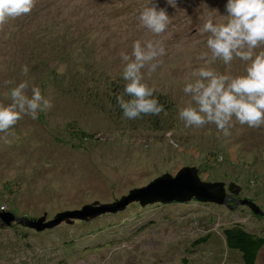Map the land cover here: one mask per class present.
I'll return each mask as SVG.
<instances>
[{"label":"rangeland","instance_id":"rangeland-1","mask_svg":"<svg viewBox=\"0 0 264 264\" xmlns=\"http://www.w3.org/2000/svg\"><path fill=\"white\" fill-rule=\"evenodd\" d=\"M48 1L56 4L50 12L57 9L53 17L59 25L46 17L48 10L19 32L23 16L0 25V104L11 103L10 90L22 81L29 83V95L31 86H38L53 104L36 120L25 115L7 134L0 133V264H244L241 253L227 246L223 228L240 222L264 235V126L233 120L224 137L213 124L185 127L179 118L190 102L183 87L205 64L197 57L208 52L203 21H222L227 0H176L175 7L152 0L170 17L158 36L139 20L150 0H36L35 5ZM44 23L60 44L73 40V28L86 36L49 57L48 47L35 50L31 44V33ZM136 40L142 46L158 40L165 48L150 78L142 69L143 82L156 90L153 96L164 111L130 120L117 102L125 84L120 54L130 55ZM43 42L59 45L48 37ZM262 50L264 45L255 51ZM37 51L47 59L43 72L36 67ZM210 67L238 76L245 74L246 62L234 58L225 65L218 59ZM185 167H195L204 181L224 182L233 200H251L260 211L235 201L126 199ZM232 183L240 193L229 190ZM5 212L44 222L74 213L37 230L17 220L3 225ZM256 264H264V246Z\"/></svg>","mask_w":264,"mask_h":264},{"label":"clouds","instance_id":"clouds-1","mask_svg":"<svg viewBox=\"0 0 264 264\" xmlns=\"http://www.w3.org/2000/svg\"><path fill=\"white\" fill-rule=\"evenodd\" d=\"M166 2L176 6V0ZM35 3L36 0H0V25L30 14ZM150 5L140 11L139 20L144 28L158 36L166 31L170 17L165 8L152 0ZM226 12L222 21L214 22L211 17L203 21L200 31L208 34V52H201L197 58L205 64L191 72L183 87L190 102L179 110L185 127L203 128L213 124L224 137L230 135L233 120L251 128L264 126V50L255 51L264 45V0H227ZM165 54L158 40H147L143 46L136 40L130 55L120 54L125 84L117 102L127 119H137L142 114L159 115L164 111L153 96L156 90L143 82L142 69H147L150 78L158 67V58ZM234 58L246 62L245 74L231 76L210 67L218 59L229 65ZM21 71L26 76L28 66H23ZM28 91L29 83L22 81L10 90L11 103L0 104V133L7 134L25 115L36 120L39 112L53 107L38 86H31V95Z\"/></svg>","mask_w":264,"mask_h":264},{"label":"water","instance_id":"water-1","mask_svg":"<svg viewBox=\"0 0 264 264\" xmlns=\"http://www.w3.org/2000/svg\"><path fill=\"white\" fill-rule=\"evenodd\" d=\"M139 200L142 204L155 202H171V201H188L193 198L203 202H215L218 204H228L229 201H235L237 204H247L255 213L259 212L256 204L248 199H234L227 193L224 182H211L201 179L198 170L195 167H185L181 169L175 176L166 174L153 180L147 186L133 190L131 196L126 198ZM126 201V200H125ZM128 203V202H127ZM105 205L103 207H106ZM79 212V211H78ZM74 212L60 213L56 219L44 222V218L38 220H30L17 217L11 213L5 212L1 214L3 225H9L12 220H17L37 230H44L52 227L63 220V217ZM100 213V212H99Z\"/></svg>","mask_w":264,"mask_h":264},{"label":"trees","instance_id":"trees-1","mask_svg":"<svg viewBox=\"0 0 264 264\" xmlns=\"http://www.w3.org/2000/svg\"><path fill=\"white\" fill-rule=\"evenodd\" d=\"M50 2L51 1H48L47 4L44 3L38 6L35 5L30 14L23 16L24 19L21 22L20 29L17 32L28 27L34 21V18L40 17L39 13L43 14V11L45 10H48L46 12L47 14L46 17L50 18L53 22L55 21L56 25H59L58 19L53 17V15L57 12V9L53 10V12H50L52 8H56V4L50 6ZM47 5L50 7L45 8ZM36 7H39V8H36ZM70 17L72 18V16ZM70 20H67V24L69 25V28H71ZM47 25L49 24L44 23L41 25V27H40V24L37 25L36 27L37 29L33 30V32L31 33V44L33 45V47H35V50H40L41 44L44 45L45 47H48L51 51L50 53H48L49 57L50 56L53 57L54 55L58 54L57 52L61 53V49L67 50L68 47L69 48L72 47L73 42L76 43V40H83L86 36L85 34L86 32L81 33L77 30L78 27L75 29L73 28V30L71 29L73 34L75 35L73 40L64 41L62 44H60L59 41H61L62 39H60L56 35L53 28H51V26H47ZM18 26L19 25L16 26V30ZM41 29H43L44 32ZM44 37H48L50 41H52L53 43L59 42V45H55V46L45 45V43L43 42ZM8 41H10V43L13 44V42L9 39V37H8ZM23 47L24 46H17L16 49L17 50L22 49ZM36 57L38 59L37 62H40L38 63L36 67L40 71H42L43 68L45 67V63L47 62L46 61L47 59H44L41 57L40 51L36 52ZM118 88L120 89V87ZM229 187H230L229 190L232 191L234 194L240 193V187L236 183H232ZM194 200H197V199H194ZM223 235H224L227 246L230 249H235L241 253L242 261L244 264H256L259 258L260 251L262 250L264 246V235H260L256 231L249 230L247 227H245L243 223H240V222L224 227ZM204 240L205 239H202V241L200 242L202 243L204 242Z\"/></svg>","mask_w":264,"mask_h":264}]
</instances>
